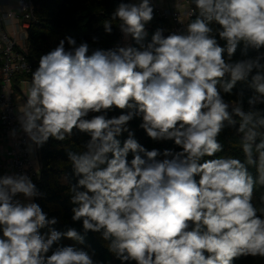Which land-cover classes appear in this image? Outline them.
<instances>
[{
  "label": "clouds",
  "instance_id": "9594fccd",
  "mask_svg": "<svg viewBox=\"0 0 264 264\" xmlns=\"http://www.w3.org/2000/svg\"><path fill=\"white\" fill-rule=\"evenodd\" d=\"M192 3L183 31L157 28L147 40L151 0H120L111 20L139 47L91 48L68 35L40 56L17 119L30 152L74 130L89 137L84 151L65 149L78 178L71 219L84 234L51 227L59 220L34 202L42 194L29 175H0V264H96L88 251L60 243L83 244L88 232L121 264L264 259V208L253 203L256 186L264 187V0ZM103 28L111 34L113 24ZM238 83L251 95L234 92ZM135 118L153 142L178 150L140 144L129 127ZM226 126L243 159L217 155Z\"/></svg>",
  "mask_w": 264,
  "mask_h": 264
},
{
  "label": "trees",
  "instance_id": "16d2710c",
  "mask_svg": "<svg viewBox=\"0 0 264 264\" xmlns=\"http://www.w3.org/2000/svg\"><path fill=\"white\" fill-rule=\"evenodd\" d=\"M119 2L120 0H33L35 15L39 22L33 24L28 31L26 55L32 63V72L38 67L40 56L54 49L59 41L68 35L73 36L78 44L82 41L88 42L91 48L114 47L119 36L116 26L118 21L111 20V14ZM190 2L194 8L192 0ZM109 21L113 24V31L111 34H106L103 24ZM157 28L165 29V35L170 33L168 21L159 18L155 13L153 21L146 25L149 34L147 40L151 39L152 33ZM94 37L96 40L93 39ZM129 44L139 47L130 37ZM220 44L223 46L224 42L220 41ZM253 54L249 52V55ZM235 58H242L240 50L237 51ZM31 73L27 76L30 80ZM240 90L244 91L246 97L251 95V90L244 83H238L234 92ZM226 99L234 100L235 97L226 96ZM260 107L264 108V105ZM245 109H247L246 102ZM120 114L121 110L117 109L108 113V116L110 118ZM140 123V118H135L129 123L130 129L134 131L135 138L140 144L149 150L152 148L161 151L165 148L178 150L172 141L153 142L139 127ZM126 138L127 133H123L119 137L121 143ZM88 139L86 134L74 130L73 136L62 142L50 138L43 146L37 147L40 175L35 184L42 196L34 198V202L41 206L49 218H58L59 222L51 227L61 232L68 228H75L82 235L84 234L82 222H73L71 219L73 205L70 203V186L75 184L78 178L73 174L71 161L68 160L65 149L84 151L83 144ZM219 140L224 145V150L222 153H218V156L243 159L235 128L226 126ZM131 158V154H129V160ZM250 171L254 176L256 175L255 168H251ZM262 195H264V187L257 185L253 193V203L258 210L264 208V204L261 203ZM47 232L48 228L41 229L42 234ZM60 243L88 251L96 264H121V261L108 251V242L104 241L99 233L88 232L83 244L67 238H62ZM48 255H51V250ZM235 264H264V259L242 257L236 260Z\"/></svg>",
  "mask_w": 264,
  "mask_h": 264
},
{
  "label": "built area",
  "instance_id": "2783aa9c",
  "mask_svg": "<svg viewBox=\"0 0 264 264\" xmlns=\"http://www.w3.org/2000/svg\"><path fill=\"white\" fill-rule=\"evenodd\" d=\"M178 2L174 8L152 4L156 15L168 21L169 32L183 31L193 18L189 15L193 9L190 0ZM38 22L33 0H0V171L5 165L9 174L26 173L34 183L40 175L37 147L32 145L33 150H28L31 141L20 131L14 96L16 83L30 82L27 76L32 72V63L26 55L28 31ZM118 34L115 46L129 44L119 29ZM12 130H16L15 135Z\"/></svg>",
  "mask_w": 264,
  "mask_h": 264
},
{
  "label": "crops",
  "instance_id": "0c3cea01",
  "mask_svg": "<svg viewBox=\"0 0 264 264\" xmlns=\"http://www.w3.org/2000/svg\"><path fill=\"white\" fill-rule=\"evenodd\" d=\"M151 3L152 4H159L161 7H170V8H174V7L179 5L178 0H151ZM16 85H18V88L15 89V93H16V96H18V97H17V100L15 102H16V114L18 116V114H19L18 113V107H20L21 109L23 108V103L26 100L25 93L27 91L29 83H24V84L16 83ZM4 166L5 165L2 166L0 173L2 175L9 174L8 169H6ZM21 199H22V197H21Z\"/></svg>",
  "mask_w": 264,
  "mask_h": 264
},
{
  "label": "rangeland",
  "instance_id": "374dc122",
  "mask_svg": "<svg viewBox=\"0 0 264 264\" xmlns=\"http://www.w3.org/2000/svg\"><path fill=\"white\" fill-rule=\"evenodd\" d=\"M14 97H15V101H16L17 100V97H18V96H16V93H15V96ZM24 102H26V100Z\"/></svg>",
  "mask_w": 264,
  "mask_h": 264
}]
</instances>
